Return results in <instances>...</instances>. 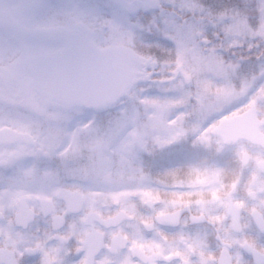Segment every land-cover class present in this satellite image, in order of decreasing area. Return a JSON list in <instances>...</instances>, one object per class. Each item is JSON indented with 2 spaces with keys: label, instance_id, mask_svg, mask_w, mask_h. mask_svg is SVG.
Masks as SVG:
<instances>
[{
  "label": "snow or ice",
  "instance_id": "6c2138e0",
  "mask_svg": "<svg viewBox=\"0 0 264 264\" xmlns=\"http://www.w3.org/2000/svg\"><path fill=\"white\" fill-rule=\"evenodd\" d=\"M0 264H264V0H0Z\"/></svg>",
  "mask_w": 264,
  "mask_h": 264
}]
</instances>
